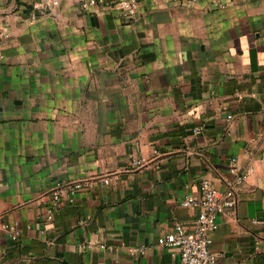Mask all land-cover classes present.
Returning a JSON list of instances; mask_svg holds the SVG:
<instances>
[{"label":"crops","instance_id":"crops-1","mask_svg":"<svg viewBox=\"0 0 264 264\" xmlns=\"http://www.w3.org/2000/svg\"><path fill=\"white\" fill-rule=\"evenodd\" d=\"M46 1L0 0V264H180L159 239L233 158L215 264H264V0Z\"/></svg>","mask_w":264,"mask_h":264},{"label":"built area","instance_id":"built-area-1","mask_svg":"<svg viewBox=\"0 0 264 264\" xmlns=\"http://www.w3.org/2000/svg\"><path fill=\"white\" fill-rule=\"evenodd\" d=\"M139 0H110V5L118 12L124 23H130L137 15ZM103 0H87L83 3L85 9L98 5ZM59 4V0H47L45 3L34 4V8L46 12ZM237 159H232L231 171L235 179L228 183L224 191L220 190L211 180L204 179L199 186V194H188L182 199V205L196 209L197 218L192 227H186L180 221L175 222L173 230L159 239L160 245L177 249L180 256V264H215L217 257L212 252V240L210 233L218 229V217L227 214L236 204V188L244 182L249 171H242L236 167ZM142 161H134V165H141ZM109 183V180H106ZM87 184L76 182L68 188L60 189L53 196L52 204L48 210L49 217L58 208L64 193L75 195L83 190ZM13 235L17 231L13 230Z\"/></svg>","mask_w":264,"mask_h":264}]
</instances>
